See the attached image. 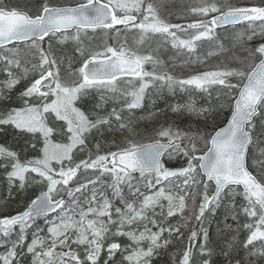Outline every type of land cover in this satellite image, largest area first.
Returning a JSON list of instances; mask_svg holds the SVG:
<instances>
[{
    "label": "snow or ice",
    "instance_id": "snow-or-ice-1",
    "mask_svg": "<svg viewBox=\"0 0 264 264\" xmlns=\"http://www.w3.org/2000/svg\"><path fill=\"white\" fill-rule=\"evenodd\" d=\"M118 12L121 14L118 15ZM191 12L203 16L218 14L213 15L210 20L180 25L165 22L151 2L145 6V0H85L74 7L50 6L45 3L34 17L16 9L0 7V49L9 53L4 55L0 52V65H3L0 70L8 76L5 86L11 90L21 79L13 72V68L21 67L18 58L20 50L15 47L8 48V45L24 43L34 49L33 58H38V62L31 64V69L23 70L25 79L29 72L38 74V78L33 79L20 93L23 107L0 111V125H11L20 130L21 134H30L31 139L25 141L19 153L0 145V160L3 161L0 167L5 168L10 186L18 181L21 189L29 187L30 177L35 173L40 179L31 182L44 189L30 201L23 212L0 218V247L5 249L0 253L2 264H20L28 255H31V264H98L111 226H117V230L112 233L113 237H126L131 244L122 247L116 242L109 243L108 259L104 264H113L115 254L118 251L126 252L129 248L131 251L122 256L121 264L124 261L127 264H151L158 250L171 242L164 239L163 234L167 232L170 237L173 234L179 235V225L169 224L165 227L164 223L168 217L184 213L188 207V198L193 200V214L201 225V256L210 257L213 252L208 246L209 232L203 227L206 214H214L228 200L230 203L226 207L231 219L237 222L235 231L238 233L243 228L249 233L243 242L245 264H259L264 260V243L258 248L254 247L255 242H264V181L253 175L247 166L250 146L264 136V42L249 51L253 60L259 57L251 71L226 68L205 71L186 79H177L166 71L158 72L157 67L162 62L152 55L137 54L125 45H121L119 49L105 47L103 51L93 52L83 61L78 72L73 73L78 79L71 83L62 81L52 46L49 45L47 49L43 47L45 38L52 40L57 34L62 36L60 43L68 39L79 42L81 32L86 33L88 29L111 30L117 25H123L126 30L139 31L138 44H142L149 33L157 34L170 41L174 48L187 49L189 53L195 50L198 41L217 39L215 30L223 25L247 22L250 31L248 41L264 37V6H227L225 10H221L213 0L211 3L192 7ZM70 29H75L76 35H65ZM189 29L196 31L190 39H180L177 36L178 31ZM116 31L119 33L120 29ZM78 50L81 55L84 54L82 49ZM146 64H152L153 70H145ZM122 75L134 77L138 86L130 82L131 90L121 92L117 83L118 77ZM233 78L238 83H232ZM188 86H194L201 91H208L213 87L224 90L226 99L220 104V108L227 106L230 115L227 124L214 131L210 138L205 139V134L199 131H185L173 125L161 126L154 129L149 143H136L126 139L127 147L98 154L94 159L89 152L87 159L74 163V157L82 153L87 148V142L96 136L114 135L117 131H127L131 136L137 135L132 120L126 119L123 112L127 110L132 113L141 109L149 89H155L156 95L163 93L165 89L174 94L177 89L186 91ZM93 91L109 93V99L123 98V107H113L107 115L82 110L77 104L85 97H90ZM105 101L106 97L102 94L95 107L102 110ZM170 107L174 113H188L203 116L205 119L214 110L212 106L197 107L194 101ZM53 115L54 120L51 119ZM113 117L116 127L113 126ZM257 117L261 118V131L254 137V121ZM57 121L63 123L57 124ZM54 135L61 141L66 139L67 142H54ZM41 141L43 147L36 158L21 160V153L27 157L29 147L36 151V146ZM201 142L207 150L198 155ZM95 147L99 152L102 141H97ZM165 158H183L186 165L168 168ZM256 163L254 160L253 164ZM8 168L11 170H7ZM80 169H93L98 170L101 175H110L111 183L107 187L111 190L112 199L95 188L96 181L70 187L69 182L73 181ZM135 173H139L137 183H133ZM198 174L206 179L203 181L202 199L197 211L195 201L200 193L192 189H198L201 183L196 179ZM258 175H264V172ZM180 180H183L182 184L179 183ZM140 182H144L143 187L150 194L140 191ZM210 183L215 185L211 195L208 194ZM89 185L93 190L87 196L84 191ZM125 186L128 195L124 192ZM62 192L69 199L55 198ZM129 196L132 202H129ZM236 196H242L244 202L237 205ZM116 199L123 207L114 206L113 200ZM164 201L167 202L166 215ZM137 202L138 206H135ZM156 208H160L159 213ZM241 214L248 217L250 222L241 224ZM113 215L116 216L115 220ZM40 218L46 222L48 236H41L42 229L37 227L33 239L24 251L25 234ZM227 219L228 216H225V220ZM140 223L144 225L142 231L134 228L124 231L126 225ZM148 224L158 230L153 231ZM17 226L18 231H15ZM231 228V225L225 224V229ZM14 232L16 238L12 240ZM196 235L193 231L190 239H194ZM237 242V236H233L231 242L226 244L223 255L228 264H233L234 245ZM73 244L83 246V260L72 250ZM65 248L68 250L64 251ZM192 257L190 245L184 251L180 264H190ZM202 264H209V260L203 259ZM235 264H241V260H235Z\"/></svg>",
    "mask_w": 264,
    "mask_h": 264
},
{
    "label": "trees",
    "instance_id": "trees-1",
    "mask_svg": "<svg viewBox=\"0 0 264 264\" xmlns=\"http://www.w3.org/2000/svg\"><path fill=\"white\" fill-rule=\"evenodd\" d=\"M85 0H74L76 4L83 2ZM190 1V0H189ZM192 2L194 0H191ZM187 0H179L174 3L169 0H145V5L148 2H151L157 10V14L160 16H166L169 18L170 24H180L187 25L189 22L185 23L182 18L189 20L191 19V13L187 16H180L186 11L190 4ZM43 0H0V7H8L12 9L26 10L31 16L39 14V11L36 13L33 12V8L37 4H41ZM213 0H210V3ZM214 2L221 7V10H225L227 6L232 7H252V6H264V0H214ZM30 3V5H29ZM43 6V4H41ZM39 5V6H41ZM195 13L192 15L193 22L199 21L202 15H199V20L194 19ZM211 14L204 17H210ZM202 20H206L203 18ZM258 27V25H257ZM116 29H120L117 33ZM140 32L137 30H126L124 27L114 28L111 30L97 29L87 30L86 33L83 32V37L79 42L75 41L73 44H66L63 48H57L55 46L57 41L62 38L61 34H57L52 40L48 38L43 42V47L47 49L49 45L52 46L53 53L57 59L58 69L62 81L66 83H71L74 80L78 79L77 73L78 69L82 66V63L87 59L96 49V51H103L105 47H113L119 49L121 45H125L129 50L137 52L140 55H152L154 58L160 61H165L166 67L170 71V75L174 76L177 79H186L191 75L202 73L205 71H216L226 68H238L243 69L245 72L251 70L254 64L259 60L257 56L255 60L249 56V51L251 48H254L261 42H264V37H257L252 41H248L247 36L250 34L249 25L247 22H242L237 26L228 27L225 29H216L215 35L217 39L208 41H198L196 43V48L193 52L189 53L187 49H177L174 48L170 41L165 40L164 37L149 33L147 38L142 44H138L137 41L140 39ZM72 33H66L65 35H71ZM195 30L187 31H178L177 36L180 39H190L191 36L195 35ZM221 45L223 47H221ZM15 47L20 50L19 60L21 63L20 69L13 68V72L17 77H20V82L15 85L11 90L7 89L4 82L8 79V76L5 72L0 70V111L10 108V105L14 102L16 103V108L23 107V101L20 99V93L30 85L33 79L38 78V74H33L29 72L27 79L23 78L24 68L31 69V64L38 62V58H33L34 49H31L28 45L22 43L17 45L9 46L8 48ZM78 49L83 50V55ZM158 51H157V50ZM163 51V52H162ZM0 52H3L4 55H9V53L0 49ZM161 52V53H160ZM3 65H0L2 68ZM160 66L157 67L158 72L160 71ZM145 70L152 71V64H146ZM130 82L132 84H137L135 78H118L117 88L120 91L131 90ZM232 83H238L236 79H232ZM138 86V84H137ZM155 89H149L148 95L144 101L143 107L141 109H136L132 113H129L127 110L123 112V116L126 119H131L133 126L138 133L135 136H131L125 131L120 133L117 131L113 134H106L104 137L96 136L91 139L90 142H87V148L82 152L78 153L74 157V163H78L82 159H87L89 152L92 153V158L94 159L98 154H106L109 151H116L119 148L127 147L125 143L126 139L133 140L136 143H149L153 137L154 129H158L161 126L167 127L168 125H173L174 127H179L185 131L191 132H201L205 134V139L210 138V135L220 127L227 119L230 114V110L225 106L223 109L220 108V104L225 102V97L223 95L224 90L219 87L210 88L208 91H201L195 89L194 86H188L186 91H180L177 89L174 94L169 93L166 89L163 93L156 95ZM105 95L106 101L103 105V109H97L95 107L96 103L100 100L101 95ZM235 95V93H234ZM111 96L109 93H101L93 91L90 94V97H85L82 102L78 103L77 106L81 107L82 110L86 112H99L101 115H107L113 107L120 109L123 107L124 100L123 98L119 99H109ZM152 101H155L153 104ZM189 101H194L197 107H210L212 106L214 110L207 114V119L203 116H196L193 114H180L174 113L171 111V105L176 104H185ZM50 102V101H49ZM231 103V101H227ZM19 105V106H18ZM161 110V111H157ZM153 115H149V114ZM94 118V117H93ZM51 119H55L54 115ZM256 133L261 131V118H255ZM57 124H62V121H57ZM49 126H52L49 124ZM113 126L116 127L115 118L113 117ZM30 134H21L20 130L15 129L13 126H3L0 125V145L9 147L12 151L20 152L21 148L24 146L26 140H30ZM54 142H67L66 139L61 141L58 136L53 137ZM97 141H102V147L99 152L96 151ZM258 142H264V136L260 137L251 145L248 151V165L251 160H255L257 163L256 168L258 171L254 173L257 175V178L261 181H264V175H258V173L264 172V144L259 148L257 145ZM43 147L42 141L37 144L36 151H32L29 147L27 157L22 153L20 155L21 160L36 158L39 155L40 148ZM200 151L197 154H202L206 151V146L201 142L199 144ZM256 150L257 154H254ZM166 167L168 168H179L186 165V160L183 158L167 159L164 160ZM3 161L0 160V164ZM55 165V162H53ZM7 170H11L8 168ZM135 179L133 183L139 181V174H134ZM38 175L33 173L30 177V185L27 188L21 189L19 187V182H14L11 186L9 185L8 178L6 175V170L3 167H0V218L5 216H11L13 214L23 211L32 199H34L42 189L37 183L31 182L32 180L39 181ZM196 179L201 183L198 186V189L194 188L193 191H197L200 195L197 196L195 204L196 210L198 211L199 203L202 199L203 192V181L204 178L201 174H198ZM89 181H96L95 188L105 192L108 195L109 199H112L111 190L107 187L111 183V176L108 174L101 175L98 170H84L80 169L77 172V176L74 177L73 181L69 182V186L72 188L77 187L79 184H88ZM141 187L140 191L145 194H150L149 190L143 187L144 182H140ZM179 183H183V180H180ZM159 186H157V189ZM93 187L89 185L84 191V195L90 196ZM213 191L212 183L209 184L208 194L210 195ZM241 191V189H240ZM124 192L128 195V189L125 186ZM66 193L62 192L59 196L55 198H65ZM83 202V197L80 198ZM142 199V198H141ZM236 204L240 205L243 203L242 196H236ZM129 202H132L131 197L129 196ZM188 207L182 214H176L174 217H168L164 223L165 227H168L169 224L172 226H180L179 235L173 234L171 237L167 232L163 234L164 239H169L171 242L165 247L158 250V253L152 258L151 264H180V260L183 257V253L188 249L189 243V233L192 229L194 223H198L195 220L193 214V200L191 198L187 199ZM230 202L225 200L222 205L216 209L215 213H207L203 227L207 228L210 237L209 247L213 249L212 255L209 257L207 255L201 256L199 251V245L203 239L201 232V225L199 224V229L197 230V235L195 241L191 242V247L193 251V257L190 260V264H202L203 259H208L209 264H228V260L223 255L225 251L226 244L231 242L233 236H237L238 242L234 245L235 251L232 257L233 264L235 260H241V264H245L244 257L246 252L243 248V242L245 241L247 235L249 234L246 229L241 228L237 233L235 229L237 228V222L231 219L228 208L226 207ZM115 207H123L118 199L113 200ZM135 206H138V202ZM156 212L159 211L156 209ZM151 215V213H149ZM166 215V213H165ZM225 216H228V219L225 220ZM78 218V217H77ZM91 218V217H89ZM160 219V217H156ZM51 219V216L49 217ZM113 219H116V216L113 215ZM239 221L241 224L250 222L249 218L241 214L239 216ZM225 224L231 225V230L225 229ZM37 227L42 229L40 235L47 237V226L43 218L37 219L35 225L30 228L25 236V242L23 244V250L26 251L27 245L33 239V233L37 231ZM132 226H125L124 231H128ZM117 230V226H111L108 233V238L104 242L98 264H104L105 260L108 259L107 245L112 242L121 244L122 247L130 245L126 237H113L112 233ZM15 231H18V226ZM2 238V236H0ZM15 232L11 236L12 240H15ZM262 242L257 241L254 243V247H260ZM67 251L68 249H63ZM72 250L77 252V255L84 259V249L83 246L72 245ZM5 249L0 247V253L4 252ZM60 251V249H57ZM131 251V248L128 249ZM126 252H117L114 257L113 264H121L122 256L127 255ZM251 251V249H248ZM31 255L24 257L20 264H31ZM255 260V258H253ZM2 264V262H0ZM90 264V262H89ZM123 264H127L126 261ZM259 264H264V260L260 261Z\"/></svg>",
    "mask_w": 264,
    "mask_h": 264
},
{
    "label": "rangeland",
    "instance_id": "rangeland-1",
    "mask_svg": "<svg viewBox=\"0 0 264 264\" xmlns=\"http://www.w3.org/2000/svg\"><path fill=\"white\" fill-rule=\"evenodd\" d=\"M169 1H172L173 2V4L174 3H176V2H178L179 0H169ZM188 2H190L189 0H187ZM45 3H47V4H49L50 6H60V5H69V4H71V3H74V0H43V2H41V4H45ZM191 3L192 4H190V6H189V8L186 10V11H184V13L182 14V15H180V16H187V15H189L190 13H191V19H189V20H186V19H184V18H182V20H184L185 21V23H187V22H189V23H194L193 22V18H192V15L194 14V13H192L191 12V9H192V7H196V6H201V5H203V4H205V3H210V0H194L193 2L191 1ZM40 3L39 4H37L34 8H33V12L34 13H36V12H38L39 10H40V7H42V5H41ZM29 5H30V3H29ZM39 5H41V6H39ZM146 6V5H145ZM119 14H121V13H119L118 12V15ZM214 13H211V15H210V17L209 18H211L212 17V15H213ZM161 19H163L165 22H169V18H167L166 16H159ZM201 18L203 19L204 18V16L202 15L201 16ZM194 19H196V20H199V15L197 14V15H195V18ZM202 19H200V20H202ZM199 20V21H200ZM68 34V33H67ZM83 32H81L80 33V39L83 37ZM139 34V33H138ZM74 35H76V32H74V33H72L71 35H67V36H69V37H71V36H74ZM140 35V34H139ZM62 39V38H61ZM61 39H59V40H61ZM75 42V40H72V39H68V40H66V41H64V43H60V41H57V44L55 45V46H57V48H63L64 47V45L65 46H67L66 44H73ZM198 43V42H197ZM157 50V49H156ZM95 52H96V49L94 50ZM158 51V50H157ZM163 52V51H162ZM161 53V52H160ZM88 59V58H87ZM160 61L162 62V65H160V71H162V72H164V71H166L168 74H170V71H169V69H168V67H166V65H165V61H163V60H161L160 59ZM82 65H83V63H82ZM7 88V87H6ZM8 89V88H7ZM254 154H257V152H256V150L254 151ZM248 168H249V170H251V172H254V173H256V171H258L257 170V168H256V165H254L253 164V160H251L250 161V164L248 165ZM164 204H165V213H166V211H167V208H166V204H167V202L166 201H164ZM159 212H160V208H156ZM143 223H140V224H134V225H132V228H134V229H136L137 231H142L143 230ZM148 227L149 228H151L153 231H157L158 229L155 227V226H153V225H151V224H148ZM130 230V229H129ZM262 243H264V242H262ZM144 246L146 247L147 245H146V243L144 244ZM189 243H188V248H189ZM260 246H261V244H260ZM39 250V249H38Z\"/></svg>",
    "mask_w": 264,
    "mask_h": 264
},
{
    "label": "bare ground",
    "instance_id": "bare-ground-1",
    "mask_svg": "<svg viewBox=\"0 0 264 264\" xmlns=\"http://www.w3.org/2000/svg\"><path fill=\"white\" fill-rule=\"evenodd\" d=\"M18 106H19V105H18ZM11 108H16V103L13 102V103L10 105V108H9V109H11ZM210 195H211V194H210ZM65 196L67 197L66 194H65ZM58 199H59V198H58ZM26 208H27V207H26ZM26 208H25V209H26ZM25 209H24V210H25ZM24 210H23V211H24ZM23 211H21V212H23ZM19 213H20V212H19ZM16 214H17V213H16ZM13 215H15V214H13ZM11 216H12V215H11ZM1 218H2V217H1ZM195 225H197V226H195ZM194 226H195V229L193 228V229L190 230L189 237L192 236V232H193V231H195V232L197 233V230L199 229V224H198V223H194L192 227H194ZM195 238H196V237H195ZM195 238H194V239H195ZM189 240H191V239H189ZM154 256H155V255H154ZM154 256H153V258H154Z\"/></svg>",
    "mask_w": 264,
    "mask_h": 264
},
{
    "label": "water",
    "instance_id": "water-1",
    "mask_svg": "<svg viewBox=\"0 0 264 264\" xmlns=\"http://www.w3.org/2000/svg\"><path fill=\"white\" fill-rule=\"evenodd\" d=\"M74 6H76V5H74ZM74 6H68V7H74ZM24 13V12H23ZM234 25H236V24H234ZM226 26H230V25H223V26H219L218 28H222V27H226ZM70 30H72V29H70ZM70 30H68V31H70ZM9 46V45H8ZM122 76H128V77H130L129 75H122ZM122 76H119V77H122ZM230 115V114H229ZM227 124V119H226V121L224 122V124H222L220 127H218L216 130H218L219 128H221V127H224L225 125ZM215 130V131H216ZM198 155H200V154H198ZM135 174H137V173H135ZM202 175V174H201ZM203 176V175H202ZM204 177V176H203ZM206 178L204 177V180H205ZM213 184V187H214V189H215V185H214V183H212ZM214 189H213V191H214ZM242 190V189H241ZM212 194V193H211ZM26 210V209H25ZM194 229H195V227H194ZM191 240H194V239H191Z\"/></svg>",
    "mask_w": 264,
    "mask_h": 264
},
{
    "label": "flooded vegetation",
    "instance_id": "flooded-vegetation-1",
    "mask_svg": "<svg viewBox=\"0 0 264 264\" xmlns=\"http://www.w3.org/2000/svg\"><path fill=\"white\" fill-rule=\"evenodd\" d=\"M197 15V14H196ZM204 18H206V20H210V18L209 17H204ZM262 144H264V142H258L257 143V145L259 146V148L262 146ZM251 171V170H250ZM252 173H254V172H252Z\"/></svg>",
    "mask_w": 264,
    "mask_h": 264
}]
</instances>
